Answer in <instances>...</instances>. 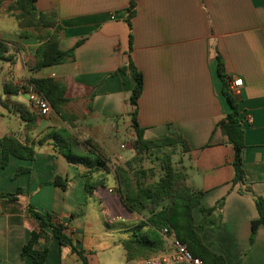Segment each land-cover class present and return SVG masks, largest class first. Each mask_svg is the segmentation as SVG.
<instances>
[{
	"label": "crops",
	"instance_id": "0c3cea01",
	"mask_svg": "<svg viewBox=\"0 0 264 264\" xmlns=\"http://www.w3.org/2000/svg\"><path fill=\"white\" fill-rule=\"evenodd\" d=\"M0 1V14L16 22L10 32L0 27L6 57L0 61V141L13 138L33 149L31 159L9 155L6 165H0V264H32L20 257L30 232L38 226L27 213L28 205L56 219H68V235L82 251L86 230L101 233L113 227L127 239L131 227L142 220L121 203L110 165L93 175V180L102 177L105 185L88 193L85 168L68 163L46 137L63 129L79 141L90 140L105 158L118 157L119 161L112 158L113 163L129 160L133 153L127 146L134 138L129 98L134 81L129 70L120 71L129 63L143 80L137 101L143 138L180 134L190 149L183 154L186 185L203 192L200 206L216 207L214 227L199 233L203 244L226 264H264V227L249 243L250 224L258 218L254 197L264 199V0H136L130 28L125 18L131 0H36L37 12L55 15L59 48H74L72 61L41 69L34 67L41 44L38 28L20 26L15 16L19 11L8 12L15 0ZM218 65L227 81L242 80L235 98L244 134L243 183H233V150L220 129L231 109L222 93ZM42 78L64 86L68 102L62 112L72 117L71 127L53 110L39 119L26 94L16 93L19 83L27 90L35 87L30 79ZM20 106L35 120L32 125L22 119ZM129 129L126 145L119 143L120 132ZM120 148L130 154L119 153ZM19 168L24 172L17 173ZM54 176L65 181V189L48 184ZM102 190L105 196L98 195ZM91 198L105 210V204L110 205L107 222L99 214L98 223L97 213L85 219ZM82 204L85 211L79 210ZM193 218L195 224L201 219L197 208ZM163 241L154 257L133 261L142 264L171 254ZM83 256L87 261L84 251ZM66 257L78 259L50 239L45 264H62Z\"/></svg>",
	"mask_w": 264,
	"mask_h": 264
},
{
	"label": "trees",
	"instance_id": "16d2710c",
	"mask_svg": "<svg viewBox=\"0 0 264 264\" xmlns=\"http://www.w3.org/2000/svg\"><path fill=\"white\" fill-rule=\"evenodd\" d=\"M36 0H15L8 12L15 10L19 14L16 19L22 23L20 26L38 28V40L41 44L35 52V69H41L59 65L73 60L74 48L62 51L59 48L57 39V27H55L54 13H40L35 9ZM135 1L131 0L126 8L125 23L130 28V19L135 12ZM1 5V1H0ZM51 29L53 32L48 31ZM45 30L44 34L41 31ZM23 31L21 35L25 36ZM79 43L75 45L78 46ZM5 47L0 43V61L6 60L3 56ZM129 70L132 74L134 86L132 88L129 102L132 112L129 114L131 127L134 132V140L131 149L134 156L127 160L122 166L112 165L92 144L90 140L79 141L69 131L59 130L51 132L46 137L53 141L58 152L68 163L83 166L85 168V190L90 193L93 189L104 186L103 178L93 180V175L103 170L108 165L117 181L116 192L120 197L123 206L131 213L142 217L139 223L131 227L130 237L120 241L125 253L127 262L135 259L146 258L158 253L163 248V238L160 231L167 228L170 235L184 244L190 254L201 260L202 264H226L224 258L215 254L207 248L199 233L207 228L214 227L215 218L212 219L216 207L203 208L200 206L203 197L202 191H197L186 185V173L183 170L175 169L170 157L175 150L182 154L189 153L190 149L186 140L178 133L173 132L155 140H145L143 129L137 121V101L143 88V80L140 72L136 71L132 63L120 69L121 72ZM218 74L222 81V93L230 105V112L220 122V129L227 137L232 146V166L234 169L233 183H243L245 179L242 167V150L244 148V134L238 118V102L235 96L230 94L227 85L228 81L222 72L221 65H218ZM36 90L40 91L48 100L52 110L59 115L63 122L71 127L72 117L62 112L63 106L68 100L64 97V86L52 79H30ZM17 93V91H16ZM22 119L32 125L31 118L24 106L18 107ZM152 154H159L161 176L157 181L146 184L143 180L146 173H154L152 169L144 170L134 168L135 164L143 162L146 157ZM9 155L20 159H31L33 149L22 146L13 138H6L0 141V165L5 166ZM19 168L17 173L24 172ZM50 185L65 189L66 183L60 177L54 176ZM7 197H14L7 195ZM254 203L258 218L250 224L249 243H253L259 227H264V199L254 197ZM198 209L201 215L200 221L195 224L193 211ZM28 215L38 221L36 230L30 232L29 239L23 245L20 253L21 259L29 258L32 264H45L48 254V243L50 239L57 240L59 246L67 247L70 253L75 255L83 264H87L83 251L79 249L68 235V219H63L65 225L57 223L52 214H42L27 206ZM211 217V218H210ZM49 231L50 233H48ZM40 241H43L41 244Z\"/></svg>",
	"mask_w": 264,
	"mask_h": 264
},
{
	"label": "rangeland",
	"instance_id": "374dc122",
	"mask_svg": "<svg viewBox=\"0 0 264 264\" xmlns=\"http://www.w3.org/2000/svg\"><path fill=\"white\" fill-rule=\"evenodd\" d=\"M0 27L4 28L5 31L10 32L16 28V22L11 17H8L4 13L1 12ZM130 134H131L130 129L123 130L122 132H120L119 136L117 137V141L123 145H126V142H128L126 137L130 136ZM133 140L134 139L129 140V145L127 146L128 148H130V150H132L131 145H132ZM119 153L130 154V151L128 149L123 150L122 148H120ZM132 153H133L132 154V157H133L135 154L133 150H132ZM110 158H107V159L115 167L122 166L125 163L123 161H121V163H115V162L113 163L112 158L114 157L111 156ZM146 158L147 159H145L143 162L135 164L134 168H137V169L142 168L144 170L152 169L154 173H149V172L146 173V176L143 179L146 184H150L152 182L157 181V179L162 174L160 171V160H159L161 156L159 154H152L151 157L147 156ZM114 159L119 161L118 157ZM170 160L175 169L182 170L183 168L184 170L183 166L185 164V156L180 152V150H175L173 152V155H171ZM112 186L113 184L110 183L109 187H112ZM99 194L102 196H105L106 195L105 190L104 191L102 190V192L98 193V195ZM94 199L95 198L88 199L89 201V205L87 207L88 213L86 214L85 219L90 220V218H92V216L97 213L98 223H101V221L107 222L106 220L108 219L106 218H108V216L111 215L109 212L111 208L110 205H108V203L106 204L104 203L106 207L108 208L107 210H105L102 207V205L99 204L98 201L97 200L95 201ZM84 208H85L84 204H82L79 210H84ZM99 214L100 215L104 214L107 217H105L104 215L103 216L101 215L102 217L105 218V220L102 219L100 221ZM93 228L94 230H97L96 227H93ZM106 229L108 228H105L104 232H101V233H98V232L96 233V232L88 231V230L84 232L85 233L84 234V245H82V248H83V251L85 252V256L87 257V263L88 264H140L138 260L133 261V262L125 261L124 250L119 240L125 239L126 234L119 233L117 231H112L114 229L113 227L111 228L110 232H108V230L106 231ZM148 257H154V256L151 255ZM62 264H83V263L74 257H66V258H63Z\"/></svg>",
	"mask_w": 264,
	"mask_h": 264
},
{
	"label": "built area",
	"instance_id": "2783aa9c",
	"mask_svg": "<svg viewBox=\"0 0 264 264\" xmlns=\"http://www.w3.org/2000/svg\"><path fill=\"white\" fill-rule=\"evenodd\" d=\"M227 88L230 94L235 97L238 96L240 89L242 88V80H228ZM16 90L18 94H26L29 108L34 111L39 119L47 118L49 116L52 111L50 104L45 96L40 91L36 90L35 87L30 86L27 90H25L24 85L19 83L16 85ZM55 221L62 225L66 224L64 220L60 218ZM160 234L163 240L169 244L172 253L161 255L157 258L145 259L142 261V264H202L199 258L190 254L184 244L175 239L173 235L169 234L167 228H163L160 231Z\"/></svg>",
	"mask_w": 264,
	"mask_h": 264
}]
</instances>
